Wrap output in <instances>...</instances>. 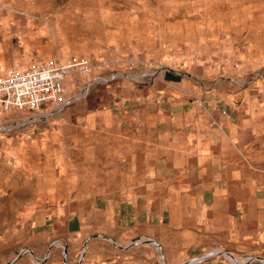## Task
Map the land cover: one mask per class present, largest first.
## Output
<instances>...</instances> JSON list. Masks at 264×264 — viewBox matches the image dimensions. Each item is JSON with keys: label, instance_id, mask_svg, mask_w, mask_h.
<instances>
[{"label": "rangeland", "instance_id": "obj_1", "mask_svg": "<svg viewBox=\"0 0 264 264\" xmlns=\"http://www.w3.org/2000/svg\"><path fill=\"white\" fill-rule=\"evenodd\" d=\"M54 59L146 77L25 126L30 113L0 120V264H82L83 248L50 247L69 220L117 235L172 187L235 175L264 188V0H0V77Z\"/></svg>", "mask_w": 264, "mask_h": 264}, {"label": "crops", "instance_id": "obj_2", "mask_svg": "<svg viewBox=\"0 0 264 264\" xmlns=\"http://www.w3.org/2000/svg\"><path fill=\"white\" fill-rule=\"evenodd\" d=\"M170 192L163 203L134 204L121 219L117 235L90 234L73 218L57 241L68 242L67 250L83 248L82 264H157L160 252L166 264H182L219 250L264 259L262 186L229 175L217 176L208 186L172 187ZM143 210L149 211L148 222L143 221ZM98 234H108L112 241ZM143 239L158 242L160 251L150 243L134 245Z\"/></svg>", "mask_w": 264, "mask_h": 264}, {"label": "built area", "instance_id": "obj_3", "mask_svg": "<svg viewBox=\"0 0 264 264\" xmlns=\"http://www.w3.org/2000/svg\"><path fill=\"white\" fill-rule=\"evenodd\" d=\"M112 64L108 60L54 59L13 68L0 77V120L6 121L13 115L26 113L32 114L27 121L42 120L48 114L42 112L44 109L53 107L61 110L86 98L97 85L111 84L119 78H125L134 85L146 77L111 70ZM127 64L134 66L132 61ZM146 220H149L148 216Z\"/></svg>", "mask_w": 264, "mask_h": 264}, {"label": "water", "instance_id": "obj_4", "mask_svg": "<svg viewBox=\"0 0 264 264\" xmlns=\"http://www.w3.org/2000/svg\"><path fill=\"white\" fill-rule=\"evenodd\" d=\"M167 79H170V80H173V81L179 82V81L181 80V77L178 76V75L169 74V75L167 76ZM97 236H101V237H104V238L107 239V240H111V241H112V239H111L109 236L105 235V234H98ZM58 243H60V242L57 241V240H56V241H53V242L51 243L50 247L55 246V245H57ZM139 243H150V244H153V245H155L156 248L159 249V251H160V245H159V243L156 242V241L153 240V239H143V240H140L139 242H135L134 245L139 244ZM61 245H62V244H61ZM63 248H64V254H66V250H67L66 246L63 245ZM84 252H85V250L83 249L82 256H83ZM22 254H23V252L19 253L18 256H17V258H20ZM160 255L162 256L161 259L164 260V255H163L161 252H160ZM216 255H224V256H226V257H228V258H229V257H230V258H235V257H233L229 252L219 250V251L210 252V253L205 254V255H203V256H201V257L192 258V259H190V260H188L187 262L182 263V264H194V263H197V262H199V261H203V260H205V259H207V258H210V257L216 256ZM14 261H15V260H12L11 262L6 263V264H12ZM254 261H260L261 263H264V259H262V258H260V257H255V256H254V257H250V258L246 259V261H245L243 264L252 263V262H254ZM163 264H164V263H163Z\"/></svg>", "mask_w": 264, "mask_h": 264}, {"label": "bare ground", "instance_id": "obj_5", "mask_svg": "<svg viewBox=\"0 0 264 264\" xmlns=\"http://www.w3.org/2000/svg\"><path fill=\"white\" fill-rule=\"evenodd\" d=\"M32 121H25V122H21L20 124L22 125V126H25L27 123H31ZM10 128H12V127H10ZM161 258H162V256H161ZM229 260L231 261V262H233V263H236V264H243L245 261H246V259H235V258H230L229 257ZM164 263V262H163ZM164 264H166V263H164Z\"/></svg>", "mask_w": 264, "mask_h": 264}]
</instances>
